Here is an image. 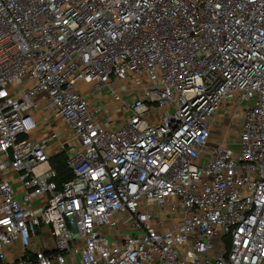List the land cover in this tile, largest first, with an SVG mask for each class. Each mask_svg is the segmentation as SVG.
Returning <instances> with one entry per match:
<instances>
[{"label": "built area", "instance_id": "2783aa9c", "mask_svg": "<svg viewBox=\"0 0 264 264\" xmlns=\"http://www.w3.org/2000/svg\"><path fill=\"white\" fill-rule=\"evenodd\" d=\"M0 264H264V0H0Z\"/></svg>", "mask_w": 264, "mask_h": 264}, {"label": "trees", "instance_id": "16d2710c", "mask_svg": "<svg viewBox=\"0 0 264 264\" xmlns=\"http://www.w3.org/2000/svg\"><path fill=\"white\" fill-rule=\"evenodd\" d=\"M66 159V153L59 154L52 159V163L58 171L59 180H65L72 176V172L66 163Z\"/></svg>", "mask_w": 264, "mask_h": 264}, {"label": "rangeland", "instance_id": "374dc122", "mask_svg": "<svg viewBox=\"0 0 264 264\" xmlns=\"http://www.w3.org/2000/svg\"><path fill=\"white\" fill-rule=\"evenodd\" d=\"M91 97H92V96H91ZM220 133H222V132H220ZM232 137H233V139H236V138H237V134H233ZM234 146L237 147L236 145H234ZM235 147H234V148H235ZM62 153H65V152H62ZM62 153H61V154H62Z\"/></svg>", "mask_w": 264, "mask_h": 264}, {"label": "crops", "instance_id": "0c3cea01", "mask_svg": "<svg viewBox=\"0 0 264 264\" xmlns=\"http://www.w3.org/2000/svg\"><path fill=\"white\" fill-rule=\"evenodd\" d=\"M79 85H84V84L81 83V84H79Z\"/></svg>", "mask_w": 264, "mask_h": 264}]
</instances>
